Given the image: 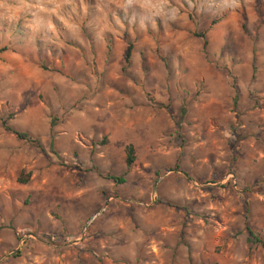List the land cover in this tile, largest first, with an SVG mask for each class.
Wrapping results in <instances>:
<instances>
[{"label":"rangeland","instance_id":"rangeland-1","mask_svg":"<svg viewBox=\"0 0 264 264\" xmlns=\"http://www.w3.org/2000/svg\"><path fill=\"white\" fill-rule=\"evenodd\" d=\"M123 97L169 123L112 191L0 125V264H264V0H0L10 129L64 151Z\"/></svg>","mask_w":264,"mask_h":264},{"label":"crops","instance_id":"crops-1","mask_svg":"<svg viewBox=\"0 0 264 264\" xmlns=\"http://www.w3.org/2000/svg\"><path fill=\"white\" fill-rule=\"evenodd\" d=\"M206 80H208V78H206ZM204 85L210 87L211 89H213V86H216L211 82H205ZM219 85L225 86L226 83L223 81L222 83H219ZM209 100L211 102H217L216 95L211 93ZM135 102L130 98L123 97L117 101L116 105L107 106L104 110L98 111L99 115L97 118L89 121L91 126L96 122L99 124L101 132L99 134L100 136L96 139L90 142L85 140V143H80V145H77L74 142L73 144H75V146H71V148L64 151L62 149H58L55 145L50 151L44 148L43 151L39 153L40 156H43V159H48L50 161L58 158L72 160V167L68 169V175L71 177L72 182L77 181L78 178L82 176V171L85 167L87 157L89 161H93L94 159L95 161H98L97 164L99 166V171L111 175L107 169L111 167V161L114 158L113 152H116V157L119 160L120 158H123V149L126 144H131L133 146L134 156H136V153L139 151L141 152L145 150L146 152L147 149L150 150L153 147L155 135L159 130V126H163L162 123L164 121H166L167 124L169 123L167 119L164 120L162 115H157L158 128L155 127L154 109L147 105H137ZM230 114V117L233 116V113ZM155 128H157V131ZM102 137H104V143L98 145L97 142L100 141ZM114 139L118 142V144L112 151L110 148L112 145L110 144ZM138 141L141 142L138 143ZM101 145L107 147V150L97 151L96 147H101ZM27 171H29L31 175L35 172V170L31 167H28ZM132 174H134V169H132V167L127 171L123 168L122 173L119 176L123 175L124 183H126L128 176H131ZM105 182H107L105 183L107 184V190L109 189L110 191H112V188H116L118 186H115L114 182L107 178L105 179ZM26 183L29 182L27 181ZM44 186V184H41V188ZM73 190H77V188ZM112 199L114 198L108 197L104 200L107 201Z\"/></svg>","mask_w":264,"mask_h":264},{"label":"trees","instance_id":"trees-1","mask_svg":"<svg viewBox=\"0 0 264 264\" xmlns=\"http://www.w3.org/2000/svg\"><path fill=\"white\" fill-rule=\"evenodd\" d=\"M204 45H205V42L202 43V46H204ZM131 48H132L131 44L128 43L127 46H126L125 52L123 54V57H122V60H123V63H124L125 66L129 63ZM157 55H159V54L157 53ZM159 58L161 59L160 56H159ZM235 101H236V94L234 93L233 94V101H232L233 104H235ZM0 125H1L3 130H5L7 132H10L17 139L29 140L30 142L34 143L40 151L43 150L42 147L40 146L39 141L37 139L31 138L25 132L10 129L6 125L4 119H0ZM99 142L104 143V138H102L101 141H99ZM123 155H124L125 170L127 171L131 167V165L133 164L134 159H135L133 146L131 144H126L124 146ZM29 176H30V172L29 171H27V172L20 171L18 173V175L16 176V178H15V182L18 183V184H25L28 181ZM104 178H107V179L111 180L112 182H114L116 184H121V183L124 182L123 175H121V176H112V175L106 174V175H104ZM245 230H246V232H247V234L249 236V240H250L253 237V233L247 226H245Z\"/></svg>","mask_w":264,"mask_h":264}]
</instances>
